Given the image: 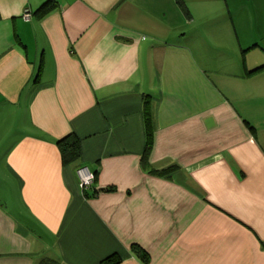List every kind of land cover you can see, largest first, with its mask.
Listing matches in <instances>:
<instances>
[{
    "label": "crops",
    "instance_id": "1",
    "mask_svg": "<svg viewBox=\"0 0 264 264\" xmlns=\"http://www.w3.org/2000/svg\"><path fill=\"white\" fill-rule=\"evenodd\" d=\"M113 254L264 264V0H0V264Z\"/></svg>",
    "mask_w": 264,
    "mask_h": 264
},
{
    "label": "trees",
    "instance_id": "2",
    "mask_svg": "<svg viewBox=\"0 0 264 264\" xmlns=\"http://www.w3.org/2000/svg\"><path fill=\"white\" fill-rule=\"evenodd\" d=\"M56 8V3L52 1H46L43 4H41L35 14L39 17L45 16L49 12H51L53 9ZM262 67L256 68L251 72H255ZM250 72V73H251ZM144 124H145V135H146V143H145V156L143 161L146 160V155L148 154L149 150L152 146V139H153V130H154V124L151 117V112L148 107V103L145 101L144 105ZM56 146L59 150L61 161L63 165H70V164H77L81 160L82 156V150H81V139L74 133H69L59 139L56 140ZM112 188L106 187V188H99L96 189L93 193V195H97L101 192H108L111 191ZM132 251L139 256L143 261H148V255L147 253L141 249L138 245H133ZM121 262V259L117 254H113L105 259H103L100 264H119ZM39 264H58V262L54 260H43Z\"/></svg>",
    "mask_w": 264,
    "mask_h": 264
},
{
    "label": "built area",
    "instance_id": "3",
    "mask_svg": "<svg viewBox=\"0 0 264 264\" xmlns=\"http://www.w3.org/2000/svg\"><path fill=\"white\" fill-rule=\"evenodd\" d=\"M23 17H25L26 19L30 17V11L28 9L24 11ZM77 175L79 178V185L81 189H89L92 186L95 175L87 167H79L77 170Z\"/></svg>",
    "mask_w": 264,
    "mask_h": 264
}]
</instances>
